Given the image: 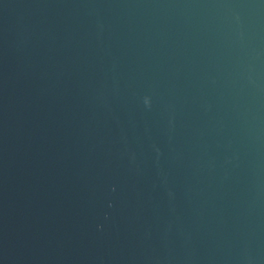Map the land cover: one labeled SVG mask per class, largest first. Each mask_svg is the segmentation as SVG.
I'll use <instances>...</instances> for the list:
<instances>
[{"label": "water", "instance_id": "water-1", "mask_svg": "<svg viewBox=\"0 0 264 264\" xmlns=\"http://www.w3.org/2000/svg\"><path fill=\"white\" fill-rule=\"evenodd\" d=\"M0 264H264V0H0Z\"/></svg>", "mask_w": 264, "mask_h": 264}]
</instances>
